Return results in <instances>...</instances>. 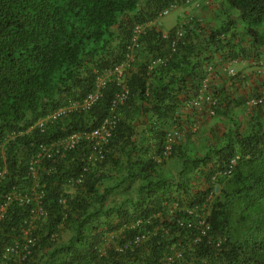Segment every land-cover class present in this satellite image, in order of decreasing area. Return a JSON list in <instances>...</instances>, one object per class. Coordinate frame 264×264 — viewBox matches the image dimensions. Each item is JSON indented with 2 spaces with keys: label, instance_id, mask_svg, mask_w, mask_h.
Listing matches in <instances>:
<instances>
[{
  "label": "trees",
  "instance_id": "obj_1",
  "mask_svg": "<svg viewBox=\"0 0 264 264\" xmlns=\"http://www.w3.org/2000/svg\"><path fill=\"white\" fill-rule=\"evenodd\" d=\"M181 1L0 0V162L3 153L8 169L0 196L11 186L32 185L28 169L39 146L52 153L35 162L41 161L46 216L36 220L37 243L26 264H152L166 244L183 239L185 229L176 225V232H160L152 242L120 252L115 246L135 233L123 226L164 203L200 204L211 193L209 222L226 240L219 253L208 249L207 254L218 253L210 264H264V121L240 132L232 124L226 141L205 154H192L179 138L163 157L172 128L186 129V141L197 133L190 127L202 111L188 103L215 57L226 61L251 53L257 58L264 50V0H223L230 11L226 22L187 27L174 50L170 36L176 26L168 38L157 26L148 29L124 71L128 93L117 105L119 120L104 159L87 160L92 151L87 139L71 149L61 142L73 132L91 131L109 114L121 89L118 79L108 82L91 110L51 122L44 131H28L54 108L92 91L105 69L124 63L136 24L154 21ZM236 25L243 30L240 38ZM158 56L165 61L149 69ZM209 90L218 99L215 115L227 114L228 93L211 80ZM236 105L245 106V100ZM172 160L176 173L165 174ZM230 167L229 175L220 174ZM28 213V207L11 205L1 224L0 249L18 236ZM110 232L116 234L110 238Z\"/></svg>",
  "mask_w": 264,
  "mask_h": 264
},
{
  "label": "built area",
  "instance_id": "obj_2",
  "mask_svg": "<svg viewBox=\"0 0 264 264\" xmlns=\"http://www.w3.org/2000/svg\"><path fill=\"white\" fill-rule=\"evenodd\" d=\"M211 0H185L186 4L192 3L197 7L203 5H209ZM177 4H171L167 8L161 10L157 18L154 21L136 24L132 31L130 45L128 47L129 52L127 60L124 63L115 65L112 68L105 69L101 74L96 76L95 87L92 91L87 93L81 99L69 101V103L58 106L51 110L48 114L37 119L28 128L44 131V128L51 122L62 119L74 113L87 112L95 106L99 98L102 97L103 91L111 79H118L121 84L120 91L116 92L113 104L109 114L101 120L99 125L93 128L91 131L73 132L66 137L64 142H61L62 147L67 149L74 148L76 144L82 139H87L92 143V151L87 156V160H102L105 157V148L109 142L113 129L116 127L119 114L116 111L117 105L124 103L127 96L128 89L124 84L123 76L129 62L133 60L134 51L141 46L140 39L146 33V31L152 26H157V23L166 15H168ZM203 24L202 17L194 14H185L184 17L176 24V30L173 36H170L171 48L174 50L177 41L184 37L187 27H193V24ZM160 30L159 28H157ZM163 38H168L169 34L166 31H161ZM165 61L164 56H158L150 61L149 69L162 64ZM256 67L261 75L264 76V60L260 59L256 62ZM212 67L208 65L207 75L204 77L201 87L197 95L189 101V107H194L202 111L200 117L211 118L215 116L216 106L218 99L210 92V76ZM230 75H236L235 71L229 69ZM264 104V87L258 94L249 96L245 101L246 108H255ZM204 106H206L204 108ZM200 117L194 121L190 127V131L196 132L200 127ZM184 131L177 128L172 129L166 137V143L163 150V157L167 158L172 150L177 138L183 135ZM10 140H13L14 136L8 135ZM46 155L52 156L51 150L46 145L38 147V151L32 156V160L29 164L28 173L32 177V185L27 189H20L17 186H11L0 196V233L1 224L4 221L8 210L12 204H17L21 207H28V216L24 219L20 226L18 236L11 237V240H5L2 242L0 249V264H26V261L30 258L33 252V248L37 243V239L33 232L36 229V220L45 218L46 212L42 207V197L44 195L43 186L40 184V176L38 174L39 157ZM238 158V157H236ZM157 161L161 162L158 158ZM235 162V159L231 161ZM7 163L5 161L4 154L2 153V160L0 162V185L4 183V179L7 174ZM231 173V167L226 172H221V175H229ZM215 178V177H214ZM82 180L79 177L77 182ZM213 195L209 194L200 204L187 205L180 202L173 201L169 204L164 203L163 209H158L148 215L139 216L135 219H131L126 223L127 226H123L126 229H133L135 233L131 238L124 241L123 244L115 246L116 251L122 252L126 249L140 248L155 240L160 236V232L168 234L170 232H176V225L185 229L183 239L175 240L165 245V250L161 253V256L153 261L152 264H210L211 257H216L220 251H222L223 244L226 238L220 234H215L212 231L211 224L209 222V216L211 211V202ZM167 224V227L164 226ZM112 233V232H110ZM116 233H112L110 238ZM208 249H212L217 254H207ZM100 254H105L106 248H99ZM211 252V251H208Z\"/></svg>",
  "mask_w": 264,
  "mask_h": 264
},
{
  "label": "crops",
  "instance_id": "obj_3",
  "mask_svg": "<svg viewBox=\"0 0 264 264\" xmlns=\"http://www.w3.org/2000/svg\"><path fill=\"white\" fill-rule=\"evenodd\" d=\"M220 3L223 4V8H220ZM177 5L176 10H178V13L172 28L187 13L202 15L203 24L212 27L219 26L221 22L225 23L230 13V11L226 12L225 7L228 6L223 0H211L210 5H203L201 7H197L192 3L186 4L184 1L179 2ZM231 13L233 17L237 14L235 12ZM157 27L163 31L171 29L163 28L160 22L157 23ZM235 29L239 33L240 38L243 34L241 26L236 25ZM246 47H249V43L246 44ZM258 54L257 58L248 53L226 61L220 60L219 56H216L211 62V82L228 93L229 105L227 114L211 118L200 117V127L197 133L188 141L185 140V137L181 139V141L188 145L189 151L193 149L192 154H205L210 149L216 147L217 144L226 141L225 138L230 135V131L233 128L232 124L237 123L240 126V132L241 130L250 129L249 125H257L259 121H264V105L258 108L259 110L246 108L243 105H236L240 100H246L249 96L258 94L264 87V76L259 73L255 63L258 59H264V50L259 51ZM229 69L234 70L236 75H230ZM170 164H174L173 160L169 161L163 170L166 171L171 168V171H169L172 174L176 173Z\"/></svg>",
  "mask_w": 264,
  "mask_h": 264
},
{
  "label": "rangeland",
  "instance_id": "obj_4",
  "mask_svg": "<svg viewBox=\"0 0 264 264\" xmlns=\"http://www.w3.org/2000/svg\"><path fill=\"white\" fill-rule=\"evenodd\" d=\"M177 8V7H176ZM176 8H174L168 15H166V16H164L162 19H161V21H159L160 22V24H161V26L163 27V28H165V29H170V28H172V26L174 25V23H175V19H176V15H177V11L178 10H176ZM220 8H223V4L222 3H220ZM225 9H226V12L227 11H229V9H228V7H225ZM221 11H222V9H221ZM169 170L171 171V168H169ZM169 170H164V172L166 173V174H170L171 172L169 171ZM260 193L261 192H258L256 195H260ZM258 198H259V196H255L254 198H253V200L254 199H256V200H258ZM260 201H263V198L260 200Z\"/></svg>",
  "mask_w": 264,
  "mask_h": 264
},
{
  "label": "clouds",
  "instance_id": "obj_5",
  "mask_svg": "<svg viewBox=\"0 0 264 264\" xmlns=\"http://www.w3.org/2000/svg\"><path fill=\"white\" fill-rule=\"evenodd\" d=\"M210 4H211V2L209 3V5H210ZM207 6H208V5H207ZM194 15L202 17V15L197 14V13H195ZM202 20H203V18H202ZM175 26H176V25H175ZM157 28H159V27H157ZM159 29H160V28H159ZM160 30H161V29H160ZM161 31H163V30H161ZM166 32H168V31H166ZM258 60H260V59H258ZM263 60H264V59H263ZM258 93H259V92H258ZM252 96H253V95H252ZM245 101H246V100H245ZM263 105H264V104H263ZM263 105H262V106H263ZM245 107H246V106H245ZM259 107H260V106H259ZM215 116H216V115H215ZM215 116H214V117H215ZM174 128H177V129H179V130H181V131H184V132H182L183 135L180 136L179 138H183L184 135L187 133L186 129H180V128H178V127H174ZM174 128H172V129H174ZM171 131H172V130H171ZM171 131H170V132H171ZM188 131H189V130H188ZM189 132H190V131H189ZM196 132H197V131H196ZM190 133H194V132L191 131ZM179 138H177L176 141H177ZM176 141H175V142H176ZM174 144H175V143H174ZM172 147H173V146H172ZM170 154H171V153H170ZM157 159H158V158H157ZM157 159H156V161H157ZM78 179H79V178H78ZM173 201H176V200H172V201L168 202V204L171 203V202H173ZM176 202H177V201H176Z\"/></svg>",
  "mask_w": 264,
  "mask_h": 264
}]
</instances>
